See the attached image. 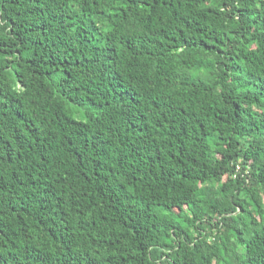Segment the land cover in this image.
<instances>
[{"label": "trees", "instance_id": "1", "mask_svg": "<svg viewBox=\"0 0 264 264\" xmlns=\"http://www.w3.org/2000/svg\"><path fill=\"white\" fill-rule=\"evenodd\" d=\"M0 264H264V0H0Z\"/></svg>", "mask_w": 264, "mask_h": 264}, {"label": "built area", "instance_id": "2", "mask_svg": "<svg viewBox=\"0 0 264 264\" xmlns=\"http://www.w3.org/2000/svg\"><path fill=\"white\" fill-rule=\"evenodd\" d=\"M247 174L249 175V173H248V172H247ZM235 177H237V175H236Z\"/></svg>", "mask_w": 264, "mask_h": 264}]
</instances>
